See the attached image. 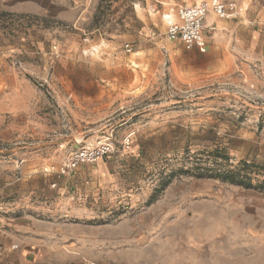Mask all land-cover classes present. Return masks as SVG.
<instances>
[{"label":"rangeland","instance_id":"obj_1","mask_svg":"<svg viewBox=\"0 0 264 264\" xmlns=\"http://www.w3.org/2000/svg\"><path fill=\"white\" fill-rule=\"evenodd\" d=\"M199 1L101 0L70 23L0 16V212L23 193L60 196L72 201L61 203L63 230L126 234L125 264H264V191L182 172L244 160L259 166L253 183L264 180V0H242L237 16L253 25L205 30V53L231 63L191 80L163 15ZM105 138L113 153L55 172ZM216 147L226 160L208 157ZM97 164L110 166L112 189Z\"/></svg>","mask_w":264,"mask_h":264},{"label":"crops","instance_id":"obj_2","mask_svg":"<svg viewBox=\"0 0 264 264\" xmlns=\"http://www.w3.org/2000/svg\"><path fill=\"white\" fill-rule=\"evenodd\" d=\"M100 1L0 0V16L13 15L38 21L51 19L70 23L83 14L93 13ZM177 6L169 8L168 13L172 14ZM242 18L244 17L241 14L229 18H219L212 13L208 14L203 25L204 38L205 30H214L215 22L219 27L222 24L221 20L236 19L235 28L237 24L244 21L249 25L256 22V20L247 21V19L242 21ZM1 22L3 21L0 20ZM177 42L186 49L180 41ZM239 45H243V42H239ZM252 45V42L246 43V47ZM186 50L188 58L183 63L186 64L185 72L191 74V78L187 79L206 78L219 73L222 67L226 69L231 63L228 58L218 57L212 49L207 53H200L196 48ZM110 172V166L105 164H97L95 169V174L101 177L100 182L103 186L112 189V181L116 176L111 175ZM5 186L6 189L10 188L8 184ZM125 190L121 177V191L125 193ZM64 200L68 201L65 205L70 204L72 207V201L60 196L33 198L23 193L20 206L15 208L16 213L14 208L11 212H8L10 209L0 212V264H125V255L129 250L125 244L124 232L102 230V235L99 236V229L89 226L84 230L91 236L87 241L83 235V229H62L60 217L63 206L61 203ZM115 232L117 233L114 234ZM99 237H102L101 240L98 239Z\"/></svg>","mask_w":264,"mask_h":264},{"label":"built area","instance_id":"obj_3","mask_svg":"<svg viewBox=\"0 0 264 264\" xmlns=\"http://www.w3.org/2000/svg\"><path fill=\"white\" fill-rule=\"evenodd\" d=\"M242 11V0H201L193 4H180L174 12L163 15L166 21V37L170 41H180L186 49L196 48L205 53L207 43L203 35V25L208 14L219 18L237 16ZM126 51L130 46L125 45ZM130 134L122 141L124 149L129 147ZM114 152V146L109 138L95 146H87L72 151L55 172L64 175L82 165L94 164ZM50 169H54L51 167Z\"/></svg>","mask_w":264,"mask_h":264},{"label":"trees","instance_id":"obj_4","mask_svg":"<svg viewBox=\"0 0 264 264\" xmlns=\"http://www.w3.org/2000/svg\"><path fill=\"white\" fill-rule=\"evenodd\" d=\"M204 152V151H203ZM208 157L213 160L227 159V155L224 153L223 148H214L206 151ZM259 166L254 162L240 161L236 166L228 167H199L195 166L188 170H182L184 173H188L195 178H210L217 179L223 182H229L234 185L242 186L245 188H254L258 191H264V180L261 182L253 183V173L257 171ZM175 176L172 172L168 178L161 184V188L166 186L171 179ZM156 199V195H152L148 202H152Z\"/></svg>","mask_w":264,"mask_h":264}]
</instances>
